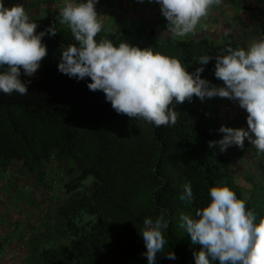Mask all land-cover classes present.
Wrapping results in <instances>:
<instances>
[{
  "label": "trees",
  "instance_id": "trees-1",
  "mask_svg": "<svg viewBox=\"0 0 264 264\" xmlns=\"http://www.w3.org/2000/svg\"><path fill=\"white\" fill-rule=\"evenodd\" d=\"M3 2L5 7H24V0ZM29 20L37 23V33L50 26L57 33L43 37L48 55L34 76L21 70L20 79L31 81L28 93L0 92V175L14 163L24 165L43 182L46 191L37 201L42 210L51 205L58 181L62 202L54 214V232L61 241L55 244L50 237L54 232L46 228L33 245L38 264H148L140 231L145 218L154 220L162 211L167 243L155 264H196L194 253L201 246L192 244L180 227L181 215L195 218L196 210L210 200L209 189L218 184L229 186L238 197L229 158L208 145L223 137L220 127L208 119L195 96L175 105L179 116L174 126L157 128L117 114L102 91L88 89L90 78L77 80L58 71L60 46L77 43L68 26L54 17ZM102 38L116 46L123 41L151 47L179 59L190 73L201 67L199 57L210 55L213 59L203 65L201 78L213 83H223L214 75L215 56L240 47L234 40L165 41L151 28H104L96 40ZM55 160L62 167L55 169L53 178L41 176ZM186 184L193 192L190 203L180 199ZM246 207L255 212L257 222L264 217V200H249ZM170 251L176 259L166 257Z\"/></svg>",
  "mask_w": 264,
  "mask_h": 264
},
{
  "label": "clouds",
  "instance_id": "clouds-1",
  "mask_svg": "<svg viewBox=\"0 0 264 264\" xmlns=\"http://www.w3.org/2000/svg\"><path fill=\"white\" fill-rule=\"evenodd\" d=\"M155 2L167 21V30L183 38L194 34L198 26L206 28L207 24L201 22L222 0ZM97 3L98 0H64L60 23L68 26L77 43L60 46L58 71L77 80L90 78L88 89L102 91L117 114L157 128L174 126L179 116L175 105L191 102L194 96L202 102L215 97L238 102L247 113V129L222 125L218 131L223 137L209 141V147H218L223 153L233 145L243 148L247 139L258 153H264V39L253 41L247 48L228 47L225 54H217L214 75L223 82V86H217L201 78L203 65L213 59L210 55L199 57L201 67L190 73L179 59L151 47L141 49L123 41L116 46L107 38L97 41L104 29ZM37 27L23 5L5 7L0 0V92L28 93L31 81L20 79L22 71L27 77L34 76L48 55L43 37L57 33L54 26L39 33ZM208 196L209 202L196 210L195 218L187 214L180 217V227L190 235L191 243L201 246L194 253L196 264H264V217L257 222L255 212L227 185L212 186ZM180 199L188 203L193 200L190 184L185 185ZM167 227L163 211L154 220H143L140 234L148 264H155L157 253L164 251ZM166 257L176 259L172 251Z\"/></svg>",
  "mask_w": 264,
  "mask_h": 264
},
{
  "label": "crops",
  "instance_id": "crops-1",
  "mask_svg": "<svg viewBox=\"0 0 264 264\" xmlns=\"http://www.w3.org/2000/svg\"><path fill=\"white\" fill-rule=\"evenodd\" d=\"M63 4L64 0H24L26 13L37 19L54 17L60 20L59 11ZM96 9L103 15L107 31L151 28L158 38L165 41L208 38L224 43L234 40L240 47L247 48L253 41L262 39L264 33V0H222L201 22L207 24L206 28L198 26L194 34L183 38L174 37L167 30V21L155 0H98ZM226 31L228 35H225ZM238 108L231 106L229 100L221 101L213 121L219 127L247 129V114L239 112ZM225 154L230 160L233 175L238 174L236 182L243 176L247 177L251 181L248 185L253 184L254 187L250 196L264 200V153H258L245 139L243 148L233 145ZM35 177L24 170V165L17 163L0 175V264H38L33 245L38 236L49 228V222L47 208L40 213L42 208L37 205L46 190L43 182H37Z\"/></svg>",
  "mask_w": 264,
  "mask_h": 264
},
{
  "label": "rangeland",
  "instance_id": "rangeland-1",
  "mask_svg": "<svg viewBox=\"0 0 264 264\" xmlns=\"http://www.w3.org/2000/svg\"><path fill=\"white\" fill-rule=\"evenodd\" d=\"M211 83L214 85H217V86L221 85L220 83H213V82H211ZM223 100H228V99L219 98V97H215V98H211V99L206 98L203 102L199 99V104L206 111V115H207L209 120L213 121V119L215 118V115L217 113V105H218V103H220ZM229 102H230L231 106H233V107L235 106L236 109L239 107L238 102L231 101V100H229ZM238 110H239V112H244L245 114H247L246 111L241 109L240 107L238 108ZM234 158H235V156H234ZM61 167H62V162L59 160H55L51 163V166L47 167V169H46L47 174H43V172H42L41 176L47 175V177H48V175H49L53 178L52 174L54 173L55 169L61 168ZM256 177L258 178V176H256ZM236 178H238V174L236 176H234L235 181H236ZM248 180L249 179H247V177L243 176V178L239 179V182H238L239 184L236 182L238 184V186H237L238 187L237 188L238 189V198L245 200L246 205L248 204L249 200H254L252 198V196H250L251 195L250 193H251V191L254 190V187H253V184L251 186L248 185L249 183H251V181H248ZM40 181L42 182V180H40ZM54 185H56L55 190H54L55 193L52 194V196L50 198L51 199V201H50L51 205L46 210V211H50V212H47V221L49 222V226H50L52 233L54 232V230H56V226H57L54 214L57 213V208L59 207L58 203L60 201L62 202V197L59 194L58 181H57V183L54 182ZM257 201H260V200H257ZM43 213H44V211H43ZM50 237L53 239L55 244L60 243V241H61L60 235L57 234L56 231Z\"/></svg>",
  "mask_w": 264,
  "mask_h": 264
}]
</instances>
